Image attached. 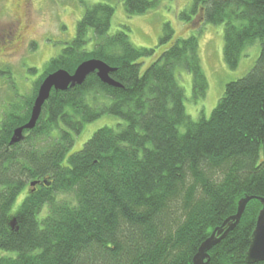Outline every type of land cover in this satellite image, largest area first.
I'll return each instance as SVG.
<instances>
[{"label": "trees", "instance_id": "16d2710c", "mask_svg": "<svg viewBox=\"0 0 264 264\" xmlns=\"http://www.w3.org/2000/svg\"><path fill=\"white\" fill-rule=\"evenodd\" d=\"M123 2L129 16L161 5ZM114 15L110 4L88 7L24 108L14 107L3 122L0 264H194L200 245L237 212L240 199L264 197V0H193L180 14L185 22L224 25L231 70L249 47L260 48L251 70L226 85L210 118L197 121L187 113L178 72L191 73L195 96H206L198 36L177 37L166 23L157 48L138 47L124 29L111 33ZM88 59L115 68L111 77L122 86L91 74L82 85L53 90L35 128L11 145L46 76L74 73ZM104 115L124 123L98 129L71 153L85 126ZM33 181L41 182L31 187ZM261 209L256 198L249 202L208 264H248Z\"/></svg>", "mask_w": 264, "mask_h": 264}, {"label": "rangeland", "instance_id": "374dc122", "mask_svg": "<svg viewBox=\"0 0 264 264\" xmlns=\"http://www.w3.org/2000/svg\"><path fill=\"white\" fill-rule=\"evenodd\" d=\"M32 1L34 8L39 12L34 13V29L31 36L37 39L40 49L38 53L27 57L32 66V70L27 74L21 63L10 62L2 65L1 70L6 73L0 76V118L4 111L7 114L14 111V107L24 106L23 98L18 94L32 95L35 81L39 80V73L45 71L49 61L61 54L67 43L74 39L78 22L86 9L98 3L110 4L115 8L111 33L124 29L138 47L157 48L166 23L171 24L177 37L198 36L202 65L209 85L206 96L204 98L195 96L191 73L183 69L178 72L179 84L185 91L186 110L194 121L202 117L210 118L224 94L226 85L245 76L254 66L260 51L259 46L249 47L242 56L239 67L231 70L224 60V25L204 23L198 17L194 18L195 24L182 19L180 14L190 10L193 0H161L160 7L134 16L127 14L123 0ZM47 37L51 39L46 40ZM155 57L145 59L143 69H146ZM120 123H124L123 120L110 115H104L88 123L76 138L71 153L82 149L84 143L98 129L106 126L117 127Z\"/></svg>", "mask_w": 264, "mask_h": 264}, {"label": "water", "instance_id": "95a60500", "mask_svg": "<svg viewBox=\"0 0 264 264\" xmlns=\"http://www.w3.org/2000/svg\"><path fill=\"white\" fill-rule=\"evenodd\" d=\"M116 69L99 59H88L82 62L74 71L70 73L65 69H58L43 80L40 85L38 95L35 99L30 120L21 127H18L13 134L10 144H16L23 140L24 130L34 129L45 102L50 98L52 90L66 91L69 88L82 85L89 75L97 74L102 82L111 86H122L111 77V73ZM41 181H33L31 187H36ZM44 183L49 185L45 179ZM256 198L262 204L259 212L256 226L250 237V246L246 252L245 260L248 264H257L264 262V197L245 196L238 203L237 212L226 218L220 226H217L212 234L200 245L197 254L194 256V264H208L210 260L209 252L222 240L235 230L240 224L244 212L251 200Z\"/></svg>", "mask_w": 264, "mask_h": 264}, {"label": "flooded vegetation", "instance_id": "af4514ba", "mask_svg": "<svg viewBox=\"0 0 264 264\" xmlns=\"http://www.w3.org/2000/svg\"><path fill=\"white\" fill-rule=\"evenodd\" d=\"M35 12L39 11L34 8L32 0H0V76L5 75L6 73L4 70H1L2 65L10 62L21 63L25 74L32 70V66L27 61V57L38 53L40 49V47H38L37 45L39 44L37 42V39L31 36L34 29L33 18ZM45 39L50 40L51 38L47 37ZM31 46H33V48ZM29 66L31 67V69ZM44 72L45 71L42 70L41 73H39V79L44 74ZM23 94L19 93L18 95L22 96L23 104L25 105V102H28V96ZM3 113V116L0 118V129L9 114H5V111ZM23 125L24 124H22L21 126ZM17 128H15V130ZM26 131L27 130H24L23 134Z\"/></svg>", "mask_w": 264, "mask_h": 264}]
</instances>
